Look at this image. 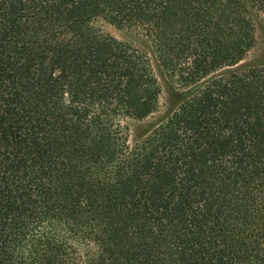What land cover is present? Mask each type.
Returning a JSON list of instances; mask_svg holds the SVG:
<instances>
[{
  "label": "trees",
  "instance_id": "16d2710c",
  "mask_svg": "<svg viewBox=\"0 0 264 264\" xmlns=\"http://www.w3.org/2000/svg\"><path fill=\"white\" fill-rule=\"evenodd\" d=\"M201 2L0 0V264H264V62L232 67L264 0ZM100 22L160 53L199 25L200 75Z\"/></svg>",
  "mask_w": 264,
  "mask_h": 264
},
{
  "label": "rangeland",
  "instance_id": "374dc122",
  "mask_svg": "<svg viewBox=\"0 0 264 264\" xmlns=\"http://www.w3.org/2000/svg\"><path fill=\"white\" fill-rule=\"evenodd\" d=\"M205 1L208 0H202L201 3H204ZM210 1L213 2L214 0ZM217 2L215 4H217ZM222 3L226 4V0H222ZM228 5L234 9L235 12L239 10V8H236L233 4H227V6ZM196 8L199 10V5H196ZM210 13L214 17L220 19L222 18V7H220V10L218 11L216 9L212 10ZM251 13L252 24L254 27V44L247 51L245 57L232 67H240L248 64L253 66L255 63L264 62V12L251 10ZM210 23L212 24V19L209 24ZM100 26L101 29L110 36L126 43L129 49L128 53L140 60V63L150 61L155 66V59L163 53L162 55L167 57V65H170L169 73L173 74L175 79L180 78L179 73L184 75V77H187V80L194 75L193 73H196V76L200 75V72L197 73V67L203 60V52L197 47L198 45H202L201 42L196 41L195 37H200L202 31L197 24L193 26L179 24L170 27L169 32L172 35L173 40L165 48H162L161 53L158 47L153 46L152 41H142L140 39L141 36L138 35L136 33L137 31H134V29H120L105 22H100ZM205 33H208V31ZM233 33L237 34V29L233 31ZM197 63L198 66L196 67ZM191 80L193 79H190L189 81ZM137 85L139 86V89L141 86L142 88L151 87L146 79H143L142 83L138 82ZM171 99L172 95L163 89L160 94L159 109L162 111L166 106V101L170 102ZM118 119L119 117L116 118L115 122H118ZM150 120L151 118H147L146 121H139L131 117L121 119V121H123L122 123H125L129 129L131 140L141 138L151 129V126L149 125Z\"/></svg>",
  "mask_w": 264,
  "mask_h": 264
}]
</instances>
